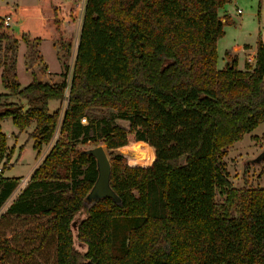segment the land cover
Returning a JSON list of instances; mask_svg holds the SVG:
<instances>
[{"label": "trees", "instance_id": "trees-1", "mask_svg": "<svg viewBox=\"0 0 264 264\" xmlns=\"http://www.w3.org/2000/svg\"><path fill=\"white\" fill-rule=\"evenodd\" d=\"M228 1L0 4L8 89L0 93L1 170L13 153L3 119L11 117L19 131L35 123L28 138L36 157L57 129L61 135L0 212V264H264V188H233L223 160L230 145L264 121V41L256 42L253 65L241 69L237 55L225 51L229 61L218 67L219 9ZM81 7L70 82L62 73L60 81L34 76L21 87L17 43L42 37L16 30L5 17L41 16L48 37L68 53ZM90 107L116 114L95 119ZM97 137L112 155L110 184L120 203L84 202L97 169L77 143ZM129 143L139 159L117 151ZM19 181L0 176V210ZM82 210L76 235L84 252L73 232Z\"/></svg>", "mask_w": 264, "mask_h": 264}, {"label": "rangeland", "instance_id": "rangeland-1", "mask_svg": "<svg viewBox=\"0 0 264 264\" xmlns=\"http://www.w3.org/2000/svg\"><path fill=\"white\" fill-rule=\"evenodd\" d=\"M1 1V0H0ZM81 4L85 0H80ZM238 9L241 11L238 12ZM220 17L224 22V34L217 41V65L218 67H223L226 63L227 56L225 55L226 49L233 47V45L238 43L247 42L251 45H255L258 38L261 37L264 41V0H230L226 2L220 9ZM82 16V7L80 8L79 15L77 17V28L73 35V45L70 52H66V55H63L65 58V64L63 68V74L67 82H70V76L72 73V68L74 64L75 57V48L77 45L80 18ZM229 17L230 21L225 22V19ZM13 27V26H12ZM19 24L15 27L18 30ZM5 42H2L4 46ZM43 51L47 57V60L50 64L51 69L58 71L60 69L58 64V58L55 56V49L51 46L50 43H43ZM4 51V50H3ZM3 51L0 55L3 56ZM19 58L17 62V78L25 85L27 82V72L25 70V63L23 61L22 49L19 50ZM27 53H30L32 56L37 57L36 46L30 45ZM249 64V63H248ZM42 65L41 69H44ZM245 68V65L242 69ZM6 91V89H4ZM13 99H16L15 97ZM67 100L65 101V105ZM56 105L55 101L50 104L51 108H54ZM116 111L109 107H90L87 110V115L95 119L100 118H110L115 115ZM3 124L2 130L7 135V142L11 144L13 142V132L15 131L16 126L14 125L12 119L6 118ZM117 123L126 125L127 121L121 118L115 119ZM84 122L87 119H83ZM34 128V126H33ZM32 129L28 132V135L32 132ZM61 137L60 130L57 129L54 133L53 138L47 144H44L40 154L36 159V150L33 148V145L29 142L25 143L24 141L17 140L16 146L13 149L12 156L9 160V167H6L4 170H1L0 166V176H17L20 177L19 185L5 202L0 212H3L8 206L9 202L17 195L19 190L26 184H20L21 179L30 178V175L34 168H36L45 155L52 148L54 142L57 138ZM33 139V138H32ZM34 140V139H33ZM19 142V143H18ZM18 143V144H17ZM103 145L110 160L112 155L109 153L107 146L104 142V139L97 137L94 140L88 141L86 143H77V147L80 149H88L96 145ZM264 148V121L259 123L252 131L246 133L240 140H237L227 149V154L224 156L223 160L225 162L229 180L233 188L242 189V188H264V160L256 163L251 159L254 158L262 149ZM137 145L134 143H129L126 147L117 149V151L125 153L126 159L131 158L139 159L140 156H137ZM130 158V159H131ZM224 195H218V202H222ZM232 214H237L238 211L236 206L232 208ZM84 210L79 212L73 221L74 229V246L79 251L84 252L86 250V245L82 243L76 235V227L78 220L84 215Z\"/></svg>", "mask_w": 264, "mask_h": 264}, {"label": "crops", "instance_id": "crops-1", "mask_svg": "<svg viewBox=\"0 0 264 264\" xmlns=\"http://www.w3.org/2000/svg\"><path fill=\"white\" fill-rule=\"evenodd\" d=\"M39 2V0H1L0 4H13V3H19V4H29V5H35ZM220 13V10H219ZM11 20V26L16 27L19 24V30L26 31L31 36H39L42 37L40 40H31L30 42H26L22 39H19L17 43V50H16V67H15V74L16 79L19 82L20 86L23 87L27 85L29 82L32 81L33 77L36 76L39 80L42 81H48L50 83L57 82L62 79V72L65 64V58H63V55H66L67 53L65 50L62 49L59 42L56 40L48 37L49 32L44 26V22L41 16L39 15H29L25 16L24 18H21L19 21L14 20L10 18ZM43 43H50L51 46L55 49V56L58 58V64L60 69L58 71H54L51 69L50 64L47 60V57L43 51ZM30 45L36 46L37 49V57L32 56L30 53H27V50L29 49ZM248 46V47H245ZM22 49V55H23V61L25 63V70L28 74L27 76V83L25 85H22V83L17 78V62L19 58V50ZM226 51H229L231 55H237L238 58V67L243 68L245 63H249L250 65H253L255 62V55H256V44L251 45L247 42L238 43L233 45V47L226 49ZM229 61V58H227L226 62ZM42 65H44V69H41ZM1 71L2 67H0V93L7 92L8 89L4 86L1 78ZM6 89V91L4 90ZM11 118V117H10ZM5 120H2L1 125L3 128ZM35 125L34 122H32L29 126H27L23 131H19L18 128H15V131L13 132V142L11 144H8L9 148H15L16 142L18 139H20L19 142L24 141L25 143L29 142L33 145V139L28 138V132L30 129L33 128ZM18 142V143H19ZM17 143V144H18ZM37 159V157H36ZM1 166V165H0ZM3 176V175H2ZM12 177V176H8Z\"/></svg>", "mask_w": 264, "mask_h": 264}, {"label": "water", "instance_id": "water-1", "mask_svg": "<svg viewBox=\"0 0 264 264\" xmlns=\"http://www.w3.org/2000/svg\"><path fill=\"white\" fill-rule=\"evenodd\" d=\"M85 152L95 158L97 176L93 185L84 196V202L87 205H92L103 197H110L115 202L120 203L119 195L114 191L110 184L111 160L104 146L99 144L91 148L85 149ZM251 160L256 163L263 161L264 148Z\"/></svg>", "mask_w": 264, "mask_h": 264}, {"label": "built area", "instance_id": "built-area-1", "mask_svg": "<svg viewBox=\"0 0 264 264\" xmlns=\"http://www.w3.org/2000/svg\"><path fill=\"white\" fill-rule=\"evenodd\" d=\"M241 10L240 9H238V12H240ZM5 22H6V24L7 25H11V20H10V17L9 16H6L5 17ZM25 183H27V178H23V179H21V182H20V184H25Z\"/></svg>", "mask_w": 264, "mask_h": 264}]
</instances>
